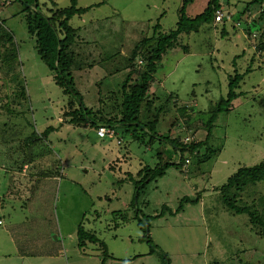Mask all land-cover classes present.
Returning <instances> with one entry per match:
<instances>
[{
    "label": "rangeland",
    "instance_id": "1",
    "mask_svg": "<svg viewBox=\"0 0 264 264\" xmlns=\"http://www.w3.org/2000/svg\"><path fill=\"white\" fill-rule=\"evenodd\" d=\"M13 1L0 0V22L18 46L10 66L0 63V264H264V236L246 214L226 210L220 197L240 168L264 164V54L255 53L237 90L243 96L218 114L208 138L206 129L226 97L229 76L242 74L256 43L264 42L262 22L252 39L244 38L245 21L258 17L257 9L250 17L239 14L251 0H220L232 24L240 18L239 28L205 24L178 37L158 64L147 93L152 101L140 111L145 123L156 120L154 131H138L133 139L118 129L121 145L113 136L97 137L87 122L64 117L71 99L38 56L27 11ZM207 2L194 0L186 16L200 15ZM37 4L49 15L70 0ZM182 4L77 1L78 8L92 7L69 21L81 67L72 71V84L90 117H119L126 59L154 26L160 34L174 30ZM175 138L181 145L204 144L195 156L183 153L178 165ZM161 166L162 176L151 178ZM237 205L253 206L264 217V179L247 185ZM79 227L97 243L86 239L80 246Z\"/></svg>",
    "mask_w": 264,
    "mask_h": 264
},
{
    "label": "trees",
    "instance_id": "2",
    "mask_svg": "<svg viewBox=\"0 0 264 264\" xmlns=\"http://www.w3.org/2000/svg\"><path fill=\"white\" fill-rule=\"evenodd\" d=\"M15 1L20 2L24 6V11H27L25 16L27 30L29 35L35 39L38 56L45 63L47 68L55 74V83L62 88L63 93L68 95L71 99L69 100L68 108L65 107L63 110L64 117L69 118V122L71 124L74 123L75 125L87 122L86 124L91 125L95 130H97L99 126L110 127L114 131L113 137H115L116 141H120V145L122 141L121 137L117 134L118 129L127 134H131L133 139H136L138 131H140L141 135H144L145 131H154L157 124V122H155L156 120L145 123L146 113L140 111L144 110V108L147 109L149 103L152 101L151 98L147 97V93L154 80L153 77L158 68V64L161 62L168 49L176 46L180 35L189 36V34L193 32H198L200 27L205 24H210L217 28L218 23L215 22V11H223V6L221 5L220 0H208L206 8L200 15L194 18H189L186 16V8L194 0H183V4L178 11L179 19L176 28L168 33L160 34L156 33L159 26H154L152 36L140 40L133 48L129 58L126 59V69L128 73L120 86L122 100L119 117L109 119L104 117L97 119V116L95 118L90 117L88 109L85 108L80 96H78V93L72 84V71L81 67L79 63L75 62V56L77 55L74 50L76 30L69 26V21L73 16L84 15L90 11L92 7L78 8V0H70V6L68 8L57 10L55 12L51 11L49 15H46L39 11L37 0H14L13 2ZM99 5H101V3L95 6L98 7ZM30 7L34 10H28ZM253 9L258 10V17L257 20H253L252 22L245 21L242 30L246 32V34L243 33L244 38L245 36H248L252 39L255 36V32L253 33L255 26H259L261 22L264 25V0H251L246 5L245 9L239 14L250 17ZM230 19L231 17L229 15L227 17L224 16L219 24L223 23L222 25H225L227 22L232 24L231 20L233 19ZM240 21V18L237 19V21L235 20V24H232V28L235 29L237 26L239 28ZM3 25L4 24L0 22V63L4 66H10L17 59L18 46L13 34L4 28ZM223 28H225V26H222V34L225 32V29ZM263 35L264 33L261 34L260 37ZM256 50L257 51L253 52L250 59V65L242 74L234 71V74L229 76L226 97L222 98L215 105L211 116L206 123V129L208 128L207 138L211 134L213 123L216 121L218 114L229 111L232 102L243 96V93L237 92V90L244 80V77L251 71L255 59V53L260 52L261 55L264 54V42H262V40L256 43ZM136 59L138 64H134ZM76 100L79 101L76 106L78 108L77 112L80 113L79 115L77 113V115L75 114L76 110L74 109V106ZM170 142L174 144V147L179 148L181 153V160L178 165L183 163V153L186 152L191 156H195L197 155V150L204 144V142H190V144L181 145L176 138L172 139ZM181 146L183 147L181 148ZM207 157L208 155H204L203 159ZM199 161L201 162L200 158ZM164 166L158 168V171L154 170L153 173L155 174L151 173V169L147 174H153L151 178H156L163 173ZM263 179L264 164L251 168L244 167L240 168L233 176L229 177L226 183L220 188L221 201L226 210L230 211L232 214H246L251 225L260 236H264L263 215H260L253 206L242 205L239 207L237 202L247 185L254 184ZM144 182L145 179H142L140 182H137L139 184L136 183V197L139 195L140 188L144 186ZM145 225L148 226V219H145ZM78 236L80 239V246H83V240L86 239H90L89 241L93 243H97L98 241L95 236L91 237L85 233L81 227L78 229ZM140 240H145V237L140 238ZM146 240L150 244L148 236H146ZM150 245L152 246V244Z\"/></svg>",
    "mask_w": 264,
    "mask_h": 264
},
{
    "label": "built area",
    "instance_id": "3",
    "mask_svg": "<svg viewBox=\"0 0 264 264\" xmlns=\"http://www.w3.org/2000/svg\"><path fill=\"white\" fill-rule=\"evenodd\" d=\"M5 1V0H1ZM224 18V13L222 10L215 11V22L220 23L222 19ZM96 135L99 138H104L106 136H114V131L112 128L107 126H99V128L96 130ZM116 144L119 145L120 141H116Z\"/></svg>",
    "mask_w": 264,
    "mask_h": 264
}]
</instances>
